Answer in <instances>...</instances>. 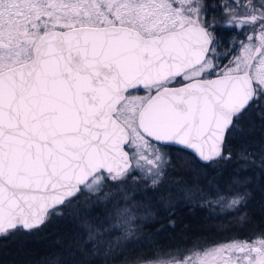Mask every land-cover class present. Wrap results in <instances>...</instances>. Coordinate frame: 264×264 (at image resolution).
Returning a JSON list of instances; mask_svg holds the SVG:
<instances>
[{
    "label": "snow or ice",
    "instance_id": "6c2138e0",
    "mask_svg": "<svg viewBox=\"0 0 264 264\" xmlns=\"http://www.w3.org/2000/svg\"><path fill=\"white\" fill-rule=\"evenodd\" d=\"M207 8L206 0H0V237L66 210L84 239L64 264H108L113 245L133 235L132 186L161 182L166 149L205 166L233 158L228 137L253 112L264 122V0L226 7L222 27L249 30L236 55ZM237 159L264 172V145H242ZM244 200L217 192L206 203L223 211ZM97 206L106 215L94 223ZM150 264H264V233Z\"/></svg>",
    "mask_w": 264,
    "mask_h": 264
},
{
    "label": "trees",
    "instance_id": "16d2710c",
    "mask_svg": "<svg viewBox=\"0 0 264 264\" xmlns=\"http://www.w3.org/2000/svg\"><path fill=\"white\" fill-rule=\"evenodd\" d=\"M209 19L215 18L217 36L224 45L233 39L238 42L244 32L222 27L228 0H206ZM224 49L221 48L220 51ZM227 59L220 61L221 66ZM242 134L228 137L227 148L233 158L216 166H205L190 151L169 147L172 170L178 169L193 178L192 185H198L210 192L239 193L245 195L244 202L226 213L214 215L208 204L200 202H180L166 210L155 206L156 215L152 220L141 222L133 232L137 238L123 241L119 250L114 249L107 258L108 264H122L124 261L154 258L158 254L188 248L199 243L208 244L230 238H253L264 233V172L258 167L246 166L237 159L238 150L247 145L250 150L259 152L264 145V122L255 113L243 122ZM210 184H208V183ZM208 185V186H207ZM205 187V188H204ZM103 206L94 208L91 219L105 218ZM108 237L114 239V236ZM84 239L79 221L66 210L63 215L52 214L37 229L0 237V264H64L69 246L75 248Z\"/></svg>",
    "mask_w": 264,
    "mask_h": 264
},
{
    "label": "rangeland",
    "instance_id": "374dc122",
    "mask_svg": "<svg viewBox=\"0 0 264 264\" xmlns=\"http://www.w3.org/2000/svg\"><path fill=\"white\" fill-rule=\"evenodd\" d=\"M239 2L244 3L245 0H239ZM232 5H233V0H228L226 7H229ZM238 11L242 12L243 9H239ZM224 18H225V14H224ZM224 18L223 20H220L219 24H222V23L224 24ZM243 32H244V37L240 41L245 40V37L249 34V30L247 28L244 29ZM239 51L240 50H239V42H238L237 54H239ZM166 151L168 152V149H166ZM192 180L193 178H190L186 176L185 174H183L182 172H179L178 169L172 170V167L170 164L166 170L165 176L155 188L147 187L145 182H139L136 185L132 186L133 187L132 211L135 216V219L132 221V227L134 230L133 232L136 231L137 225H139L141 222L152 220L155 217L156 210L154 208L157 203H158V206H160L161 208L170 210L177 203H180V202H191V203L200 202L202 204H207L206 203L207 200H211L215 198L218 191L210 192L208 187L205 190H203V188H201L198 185H195V184L192 185L191 184L193 182ZM208 208L211 210V212L214 215H216L217 213H226L232 210L230 209V210L222 211L219 208V206H214V205H209ZM103 214L106 215L105 210L103 211ZM50 217L51 215L46 220H48ZM119 234L120 233L116 234L115 236ZM133 235L132 237L136 239L137 236H135L134 233ZM115 236H114V239H115ZM238 239H248V238H238ZM122 243L123 241L121 242L119 246L113 245L114 249L119 250L120 248H122L123 246ZM193 245H204V244L195 243ZM193 245L189 246L188 248L183 247L180 250L189 249ZM156 258L157 256L154 258H147V259L138 258L135 261L133 260L124 261L122 264H130V262H137V264H150V262L154 261Z\"/></svg>",
    "mask_w": 264,
    "mask_h": 264
},
{
    "label": "water",
    "instance_id": "95a60500",
    "mask_svg": "<svg viewBox=\"0 0 264 264\" xmlns=\"http://www.w3.org/2000/svg\"><path fill=\"white\" fill-rule=\"evenodd\" d=\"M41 226V225H40Z\"/></svg>",
    "mask_w": 264,
    "mask_h": 264
}]
</instances>
